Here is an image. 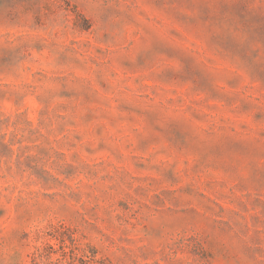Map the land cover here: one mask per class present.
Here are the masks:
<instances>
[{
    "label": "rangeland",
    "instance_id": "obj_1",
    "mask_svg": "<svg viewBox=\"0 0 264 264\" xmlns=\"http://www.w3.org/2000/svg\"><path fill=\"white\" fill-rule=\"evenodd\" d=\"M71 242L264 264V0H0V264Z\"/></svg>",
    "mask_w": 264,
    "mask_h": 264
},
{
    "label": "trees",
    "instance_id": "obj_2",
    "mask_svg": "<svg viewBox=\"0 0 264 264\" xmlns=\"http://www.w3.org/2000/svg\"><path fill=\"white\" fill-rule=\"evenodd\" d=\"M61 243L63 244V241ZM62 244L60 245L62 259L67 260L69 264H102L96 259L95 252L90 253V255L83 254L82 256H78L76 253L78 249L73 246L72 242L73 248L71 247L68 251H65V246H62ZM55 252L57 251L53 250L49 245L44 246L42 249H37L32 256V264H38L39 260Z\"/></svg>",
    "mask_w": 264,
    "mask_h": 264
}]
</instances>
